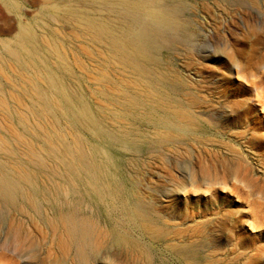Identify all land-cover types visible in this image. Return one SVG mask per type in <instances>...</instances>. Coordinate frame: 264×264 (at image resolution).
Here are the masks:
<instances>
[{
    "label": "rangeland",
    "instance_id": "obj_1",
    "mask_svg": "<svg viewBox=\"0 0 264 264\" xmlns=\"http://www.w3.org/2000/svg\"><path fill=\"white\" fill-rule=\"evenodd\" d=\"M18 1L24 8L22 19L25 22H32L33 18L39 15L42 6L46 4V0ZM169 3L185 23V33L180 37H171L161 44L160 50L156 52L157 64L162 71L177 69L176 71L180 76L182 74L181 77L186 81V86L158 80L156 75L150 72L145 74L150 80L155 81L154 88L168 98L170 107L166 109L164 106L153 105L154 102L144 97L140 99L137 106L127 108L126 123L130 126L132 135L137 137V141L132 144L133 155L116 142L108 145L104 138L94 136L81 126L69 124L60 112L47 118L49 124H46L45 129L51 136H54V133L59 134V138H53L52 143L59 149L60 155H57L59 158L72 162L71 174L66 171V167L57 168L56 162L48 158L50 154L47 144L37 145L42 148L43 157L48 158L45 165H37L25 160L23 167L30 173L33 172L32 174L38 177L41 185L38 189L21 185L15 190L11 200L0 201L1 262L5 263L9 260L7 262L13 264H214V260L217 259L230 261L241 251H246L249 257L256 246L264 247V220L261 221V227L256 229L250 225L253 224V219L249 217L253 215L252 204L264 202V0H170ZM0 9L4 10L3 16L0 15V39H12L18 32L17 19L14 14L1 6V2ZM39 30L42 31V29ZM54 30L55 40L60 43L62 51L65 49L67 53L63 52L67 54V58L74 67V78L70 81L75 80L73 83L78 86L80 81L83 85L79 87H84L87 93L89 92L88 95L99 90L100 87L101 89L107 86L116 88L121 84L124 79L121 72L102 66L101 59L104 55L99 47L84 40L77 31L62 22H55ZM77 60L83 64L81 66H84L86 69L84 70L89 76L91 75L92 80L99 79L96 73L98 70L104 71L105 68L109 72L110 80L95 81L97 85L94 86L91 80L83 82L81 75L85 71L79 69ZM14 64L8 58L6 61L0 44V78L3 79V81L0 79L2 95L0 98L3 97L2 100L6 107L10 108L9 110L14 111L21 103L20 112L23 108L26 112V108L32 109V98L22 94L24 84L18 77L23 71ZM9 80L12 82L8 83ZM105 89L108 92L107 99L100 98L96 94L90 96L95 112L97 109L94 107L97 108V105L110 111L114 104L126 102L114 97L108 87ZM29 94L32 96L30 92ZM128 95L132 99L134 93L130 91ZM189 100L197 101V112H190ZM176 109L188 113L191 120L177 119L174 115ZM30 116L34 121L32 115ZM171 121L176 131L172 132L173 139L168 140L161 135L165 129L164 126H169ZM167 122L168 124H165ZM4 124L15 126V129L22 132L16 119L10 115L6 117ZM113 125L118 127L116 123ZM158 125L160 128L157 127ZM176 127L184 131L187 129L188 132L179 133L177 131L179 128ZM5 133V131L0 132V135L10 141ZM75 136L83 140L82 151L88 161L100 164V169L95 171L96 176L92 181H90L91 176L88 170L80 163L79 153L72 140ZM28 137L31 139L30 136ZM191 139L193 140L190 141ZM16 145V143L12 144L13 149L21 156L20 152H23V148L20 150L21 147ZM105 148L108 149L112 160L106 164L102 162L100 153L93 152L97 149L103 153ZM2 156L0 155V163H10L7 157ZM130 158L134 161L129 160ZM14 159L10 161L15 162ZM201 166L206 167V173L216 170L220 174H225L229 169L233 173L239 171L238 174L245 177L252 187L247 189L246 185L235 181L226 185L201 186L199 181L201 175L205 173L200 169ZM132 170L139 172L135 178L139 183V190H142L140 191L142 201L138 203L146 215L148 225L159 229L157 233L151 234L143 228L142 230L138 228V226L141 227L140 221L134 220L129 214L132 211L131 208L137 203V200L130 195L133 190L131 179L135 174ZM3 172L13 176L7 169ZM65 172L67 174H64ZM68 174L77 180V189L71 188L65 180ZM191 180L193 181L190 183ZM62 182H64L63 185ZM51 183L61 185L63 188L53 189ZM91 184H95L96 189L91 190ZM235 186L238 190H235ZM111 197H115V200ZM55 198L60 199L59 202ZM56 203L57 205H54ZM35 207L49 217L45 214L46 216L43 215L39 219V232L34 234L36 237L33 240H24L19 228L16 232L19 221L16 214L22 210H34ZM241 213H244L243 217ZM13 217L14 225H12ZM245 222L248 224L246 225ZM93 224H97L99 230L107 229L110 232L111 237L109 236L103 247H98L99 238L90 227ZM13 234L18 235L17 239L12 237ZM116 237L119 238V242L114 241ZM78 244L80 247L77 246ZM11 248L14 250L12 251ZM263 260L264 258L260 264H264Z\"/></svg>",
    "mask_w": 264,
    "mask_h": 264
},
{
    "label": "bare ground",
    "instance_id": "obj_2",
    "mask_svg": "<svg viewBox=\"0 0 264 264\" xmlns=\"http://www.w3.org/2000/svg\"><path fill=\"white\" fill-rule=\"evenodd\" d=\"M169 1L170 0H68L66 2V1H61V0H46V4L44 6H42L39 15L37 17L33 18L32 22H25L22 19L24 8H22V5L18 0H0L1 6L5 10H7L8 12L14 14L16 19H17V22H18V32L15 35V37H13L12 39L2 38V39H0V44L2 45V49H3V53L6 57V61L8 58L10 61L15 63L14 66L17 65L18 66L17 68H20L23 71V73L22 72H21V74L19 73L20 77H18V75L16 76V77L20 78L19 81L21 80L22 83L24 84L22 94L24 96H28L30 99L32 98V103H31L32 109L29 110V108H26V112H25V108H23L20 112L21 103L18 105V108L17 107L15 108L14 111L9 110L10 108L8 109V107H6V105L4 104V102L2 100L3 97L0 98V132L5 131L7 133V134L6 133L5 134L9 136L11 142H13L14 144L16 143L18 145V147L20 146L21 147V148L19 147L20 150L23 148V150H22L23 152H20V154H21V156H20L13 149V146H12L13 143H11L7 139H4V137L0 135V155H3L2 157H4V156L7 157L8 161L10 162V163L7 162L6 164L0 163V201L11 200L15 190H17L21 185L30 186L33 189L34 188L38 189V187L40 188L41 182L38 179V177H35V175L32 174L33 172L30 173L28 170H26L23 167V165L26 162L25 160H27L31 163H36L37 165L38 164L45 165L47 163L46 162L47 159L52 158V160H54L56 162L57 168H60V166L61 167L63 166V168L66 167V171L69 174H71L72 162L66 161L67 159L65 160V159L59 158L57 156L59 154V149L57 146H55L52 143L53 138H59V134L56 132L57 133L56 135L54 133V136H51L47 132V130L45 129L46 124H49V121L47 118H51L54 113L60 112L61 115L64 117V119L69 122V124L71 123L72 125L81 126V128H83L84 130H88L94 136L104 138V140H106L108 145L116 142L121 148H123L125 151L129 150L133 155L132 151L134 148H133L132 144H133V142L137 141V137L132 135V133L130 131V126H128V124L126 123V121H127V111H126L127 108L129 106H137L140 99L144 98V97H147L152 102H154L155 104H153V105H157L159 107L164 106V108H166V109L170 107L168 98L165 97L156 88H154L155 81L150 80L145 74L147 72H150V73L156 75V78L158 80H166V81H169L171 83H176V84H180L182 86H186V81L181 77L182 74L180 76L179 72L176 71L177 69L176 70L168 69V70L162 71L160 69L159 65L157 64L158 62H157V58H156V52L160 50L159 48L161 47V44L167 42L171 37H180L181 35H184V33H185L184 32L185 31V23L180 19L178 12L176 11L175 8L172 7V5L169 3ZM177 1H180V0H177ZM3 13H4V10L0 9V15H2ZM55 22H62L64 25H69V27L71 29L78 32L80 37H82L87 42H89V43H91V44H93V45H95L101 49V51L104 55V57H102V59H101V63L103 64L102 66L103 67L106 66L107 68L118 70V72H121L122 76H124V79L122 80L121 84H119L118 87L113 88V87H109L107 85L106 86L109 89H111V93L114 97L118 98V100L119 99L125 100L126 102L121 101L120 104H114L113 109H111L110 111H108L105 107L97 105V108L94 107L95 109H97V111L96 112L94 111V109L92 107L93 103L91 102V99H90L91 94H96L100 98L107 99L108 98V95H107L108 92L105 89L107 87H105V88L103 87L102 89L100 87L99 90L95 89L96 91L92 90L93 92L88 95L89 92L87 93V91H86V89H84V87H82V88L79 87L80 85L81 86L83 85L80 81H79V83H80L79 86H78V84L73 83V81H75V80L70 81L71 78H74V74H73L74 67H73L72 63L69 61V59L67 58V56H66L67 54L66 55L64 54V52H66L65 49H63V51H64L63 52L61 49L60 43H58V41H56L54 38V36L56 35L55 30H54ZM37 26H39V28ZM39 29H42V31H40ZM45 35L47 36L46 38H45ZM84 54H85V56L88 57V55H86V53H84ZM261 63H263V62H261ZM261 63H259V64H261ZM77 64L79 65V69H81V70L85 69L84 66H81L83 64H81V62L79 60H77ZM258 67H261V66H258ZM102 70H104V69L102 68ZM256 71H257V68H256ZM7 72L9 73V71H7ZM108 73L109 72L106 70V68L104 71L98 70V73H96V74H98L99 79L94 77L97 80H92L93 78L91 77V75L89 76L85 71V73H82L81 79L83 82H90V80H91L92 85L94 86V85H97V83H96L97 81L98 82L99 81L100 82H103V81L108 82L107 80H110ZM3 74H4V71H3ZM1 80L3 81V79H1ZM9 82L11 83L12 81L9 80L8 83ZM93 82H95V83H93ZM130 91L132 92V94L134 93V96L132 99L129 98V95H128L130 93ZM29 92L31 93L32 96H30ZM7 93L9 94V92H7ZM1 96L2 95L0 94V97ZM28 97H26V98H28ZM197 105H198L197 101L189 100L188 106L190 107L189 110L191 113L197 112L196 111ZM159 112H161V111H159ZM174 113H175L174 115L177 119H182V120H186V121L191 120L189 117L190 115L188 113L182 112L180 109H176L174 111ZM8 115H10L16 119L17 124L21 128L22 132H20L18 129H15L16 128L15 126H14L15 127L14 128L12 125L4 124L6 117L8 118ZM30 115H32L35 122L30 118L31 117ZM173 118H174V116H173ZM47 121H48V123H47ZM152 121H153V119H152ZM167 121H170V120L167 119ZM113 123H116V125L118 124V127L116 128V126L113 125ZM150 124H151V126L153 125L152 123H150ZM165 124H168V122ZM173 124L174 123H172V121H171V122H169V126H167V127L164 126L165 129L163 132L161 130V132H162L161 136H163L165 139H168V140L173 139L174 134L172 132L176 131V129H174L175 125H173ZM64 125H67V124L64 123ZM159 125L157 127L160 128ZM172 125H173V127H172ZM185 125H187V124H185ZM52 127H54V126H52ZM57 127H58V125H57ZM134 127H135V125H134ZM176 128H179V130L177 129V131L179 133L184 131V130L180 129V127H176ZM69 129H70V126H69ZM62 130H64V129H62ZM74 131H75V129H74ZM185 131H187V129ZM136 132H137V129H136ZM159 132H160V130H159ZM67 133H68V131H67ZM27 135L30 136L31 139H29V137ZM204 136H206V135H204ZM156 137H158V136H156ZM64 138H65V136H64ZM65 140H66V138H65ZM72 140L76 146V151L79 153L81 165L88 170V172L91 176L90 181L94 180L93 177L96 176L95 171L97 169H100V164H98L96 162H89L88 161V159L86 158V156L84 155V153L82 151V145L84 144L82 139H80L78 137L76 138V136H75ZM140 140H142V139H140ZM192 140L193 139H191L190 141H192ZM6 141H8L11 144L7 143ZM94 143H96V142H94ZM197 143H198V141H197ZM38 144H42L43 146L47 144L46 147L48 148V151L50 154V156L48 158L45 159V156L43 157V154H42L43 150H42V148H39L37 146ZM174 144H176V143H174ZM95 145H97V144H95ZM99 145L101 146V142ZM104 145H106V144L104 143ZM59 147H61V146H59ZM67 148L68 147H66V149ZM173 148H175V147H173ZM176 148H178V147H176ZM168 151H170V150L168 149ZM93 152H97V153L101 154V156L103 158L102 162L104 164L109 163V161H112L107 148H105V151L103 153L99 152L97 149L93 150ZM122 152H123V150H122ZM170 152H172V151H170ZM61 153H63V152H61ZM89 153H90V151H89ZM164 153H166V152H164ZM161 156H162V154H161ZM132 158H130L129 160L134 161V160H132ZM12 159H14L15 162H11L10 160H12ZM138 161H139V159H138ZM135 163H136V161L134 162V164ZM131 164H132V162H131ZM227 165L236 167L235 165H229V164H227ZM140 166H141V163H140ZM228 166H227V168H228ZM220 167H221V165H220ZM237 167H239V166L237 165ZM138 168H139V166H138ZM4 169H7L10 173L13 174V176L11 174L10 175L6 174L7 171L4 173L3 172ZM55 169H56V167H55ZM200 169L205 172L206 167L201 166ZM135 170H137V169H135ZM236 170H237V168H236ZM236 170H234V171H236ZM238 170H239V168H238ZM138 171H140V168ZM138 171H133L135 173L133 175L134 177L133 178L131 177L132 178L131 183L133 186V190L130 194L131 197H134V199L137 200V203H136V205H134L133 208H131L132 209L131 213H129V211H128V213L131 214V217H133L134 220H136L138 222L140 221L141 227L138 226V228H141V230L143 228V230H145L147 232H151V234H154V233L159 232V229L148 225V223L146 222V215L143 212V210L141 209V205L139 204L142 201L141 200L142 197L140 196L141 195L140 191H142V190H139V183L137 182V180L135 178V176L138 175V173H139ZM238 173H239V171L237 173H233V171L229 169V170H227V172L225 174H222V173L220 174L215 170V172H212V173L211 172H209V173L205 172L204 174L201 175L202 177L200 176L201 180L199 181L197 179V181H199L201 183V186H203V185L204 186H206V185L207 186L226 185L229 182L235 181V182H238L239 184L242 183V184L246 185V188L250 187V186L252 187L250 182L245 177L243 178ZM64 174H67V173L65 172ZM190 179H191V176H190L189 180ZM65 180L67 181V183L70 185L71 188L77 189L78 183H77V180H75L73 176L69 175L65 178ZM249 180H250V178H249ZM101 181H103V180H101ZM192 181L193 180H191L190 183ZM63 183L64 182H62V185H63ZM194 183L195 182H193V184ZM47 184L50 185L49 183H47ZM86 184L88 185L87 182H86ZM107 184H108V182H107ZM52 187H53V189H57V188L61 189L60 187L63 188V186L57 185V184H52ZM84 187H86V186L84 185ZM182 187L183 186L181 185V188ZM219 188H221V187L219 186ZM237 188L238 187H236L235 190ZM261 188H263V187H261ZM25 189H26V187H25ZM92 189H96L95 184H91V190ZM179 189H180V187H179ZM32 190H30V191L33 192ZM27 191H29V190H27ZM72 191H71V194L73 193ZM128 191H129V189H128ZM128 191H127V193H128ZM250 191H251V189H250ZM41 192H42V188H41ZM261 192H259V194ZM64 193H66V192H64ZM50 194H52L51 191H50ZM33 195H34V193H33ZM85 195H86V193H85ZM62 196H64V195H62ZM94 196L96 197V195H94ZM253 197H254V195H253ZM256 197H257V195H256ZM114 198H112V199H114ZM246 198H247V196H246ZM55 199H56V201L60 200V199L57 200V198H55ZM130 199H132V198H130ZM21 200H22V198H21ZM45 200H46V198H45ZM69 200H67V201H69ZM108 200L110 201L109 198H108ZM22 202H23V200H22ZM252 202H254V201H252ZM263 203L254 202L252 204L253 215L249 216V217H252V219H253V224H250L253 228L257 229V227H261V225H262L261 221L264 220V204ZM54 205H57V203ZM59 205H60V203H59ZM51 206H52V204H51ZM240 206H241V204H240ZM245 206L247 207V205H245ZM38 207H35V209L31 210V211L22 210L21 212H18V214H16V218L17 219L19 218L18 224L16 225V232H18L20 230V233L23 234L24 240H26V239L28 241L33 240L36 237L34 234L39 232V219L43 215L48 216V214H46L45 212L44 213L46 215L43 214L42 211ZM63 207H65V206H63ZM47 209H48V207H47ZM57 210H59V209H57ZM50 212H51V210H50ZM111 212L113 213V211H111ZM57 213H58V211H57ZM235 214H237V213H235ZM241 214H242L241 217H243L244 213H241ZM98 216H99V214H98ZM51 217H53V216H51ZM111 217H112V215H111ZM226 217H227V215H226ZM228 217H231V216L228 215ZM64 220H65V218H64ZM95 221H96V219H95ZM244 221H246V220H244ZM13 222H15V218L12 221V225H14ZM47 224H46V226H47ZM83 224L85 226L87 225L86 223H83ZM97 224H98V222H97ZM97 224H93L92 226L90 225V227L94 230V233L99 238L97 243H98V247L100 248V247H103L105 245V243H107V240L110 236V232L107 229H105V230L100 229L99 230L97 227L98 226ZM247 224L248 223H246V225ZM243 225H245V224H243ZM171 227H172V225H171ZM17 228H19V230H17ZM67 228H69V227H67ZM221 230H222V228H221ZM172 235H173V233H172ZM176 235H178V234H176ZM79 236H81L80 233H79ZM255 236H257V235H255ZM12 237L17 239L18 235L13 234ZM49 239H48V241H49ZM51 239H52V236H51ZM170 240H172V239H170ZM9 241H10V238H9ZM114 241L119 242V238L116 237ZM37 242H38V240H37ZM110 242L112 243V241H110ZM86 243H87V241H86ZM261 244H263V243H261ZM77 246H79V244ZM77 246H75V247H77ZM177 246H178V244H177ZM207 247H208V245H207ZM251 247H252V245H251ZM90 248L91 247H89V249ZM218 248H219V246H218ZM222 248H224V247H222ZM246 248H248V247H246ZM11 249H12V251L14 250L13 248H11ZM216 249H217V247H216ZM244 249H245V246H244ZM240 250H241V248H240ZM9 252H11V251H9ZM88 253H91V252L88 251ZM13 255L15 256V254H13ZM91 255H92V253H91ZM21 256H22V254H21ZM222 257H224V256H222ZM20 258H22V257H20ZM89 258H90V256H89ZM92 258H94V257H92ZM213 258H215V257H213ZM228 258H230V257H228ZM263 258H264V247H257L256 246L253 254L250 255L249 257L247 256L246 251H241V252L235 254L234 258L230 259V261H227V260L223 261L222 259H217V260H214L213 263L214 264H260V262ZM41 259H43V258H41ZM46 260H48V259H46ZM7 261H9V260H6L5 263L0 261V264L1 263L2 264H13V263H10ZM23 262H25V261H23ZM144 263H146V261Z\"/></svg>",
    "mask_w": 264,
    "mask_h": 264
}]
</instances>
